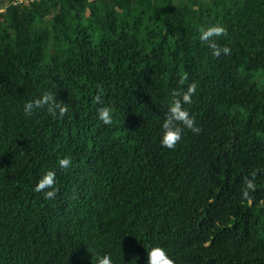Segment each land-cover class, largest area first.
Returning <instances> with one entry per match:
<instances>
[{"label": "trees", "instance_id": "trees-1", "mask_svg": "<svg viewBox=\"0 0 264 264\" xmlns=\"http://www.w3.org/2000/svg\"><path fill=\"white\" fill-rule=\"evenodd\" d=\"M15 1L0 0V264H147L149 245L174 264H264V0ZM212 24L230 53L200 40ZM191 82L200 131L162 146ZM45 91L68 112L25 116ZM47 169L52 198L34 190Z\"/></svg>", "mask_w": 264, "mask_h": 264}, {"label": "clouds", "instance_id": "clouds-1", "mask_svg": "<svg viewBox=\"0 0 264 264\" xmlns=\"http://www.w3.org/2000/svg\"><path fill=\"white\" fill-rule=\"evenodd\" d=\"M226 29L221 24H212L207 27L201 26L199 30V38L206 42L212 49V54L219 56L221 52L228 54L230 49L227 46H218L212 40L213 37H219L225 33ZM185 78H181L180 83H184ZM195 82H191L184 89H172L171 100L164 119L160 124V143L162 146L172 148L176 142L181 139L184 128L190 129L193 133H199L200 128L195 125L194 117L189 111L183 107L184 104L191 103L192 95L196 91ZM99 99V97H97ZM46 108L52 115L63 116L68 112V105L60 103L55 94L51 91H45L37 97L26 100L23 104V114L25 116L33 115L35 110ZM97 116L105 124L111 121V109L109 106L101 104L97 109ZM58 166L62 169H67L72 164L69 156L57 158ZM253 177L255 172L252 173ZM56 171L55 169H47L42 176L39 177L34 190L42 192L45 198H52L55 196L57 189L55 188ZM254 188L252 179L244 181V187L241 191V196L245 199H250L249 190ZM147 251V264H174L173 259L170 258L167 250L158 245H149ZM92 264H112L110 255L107 253L97 254Z\"/></svg>", "mask_w": 264, "mask_h": 264}, {"label": "built area", "instance_id": "built-area-1", "mask_svg": "<svg viewBox=\"0 0 264 264\" xmlns=\"http://www.w3.org/2000/svg\"><path fill=\"white\" fill-rule=\"evenodd\" d=\"M30 1H34V0H16L15 3H17V2H20V3L21 2H30Z\"/></svg>", "mask_w": 264, "mask_h": 264}, {"label": "rangeland", "instance_id": "rangeland-1", "mask_svg": "<svg viewBox=\"0 0 264 264\" xmlns=\"http://www.w3.org/2000/svg\"><path fill=\"white\" fill-rule=\"evenodd\" d=\"M2 10H3V8H2Z\"/></svg>", "mask_w": 264, "mask_h": 264}]
</instances>
